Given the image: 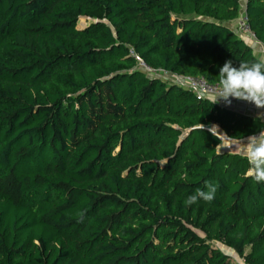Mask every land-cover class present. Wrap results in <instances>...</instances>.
Listing matches in <instances>:
<instances>
[{
	"label": "trees",
	"instance_id": "1",
	"mask_svg": "<svg viewBox=\"0 0 264 264\" xmlns=\"http://www.w3.org/2000/svg\"><path fill=\"white\" fill-rule=\"evenodd\" d=\"M239 11L240 0H0V264H236L210 241L264 264V182L201 130L246 139L264 122L160 75L219 83L226 60L255 62L229 27ZM245 12L264 42V0ZM205 181L214 199L185 205Z\"/></svg>",
	"mask_w": 264,
	"mask_h": 264
},
{
	"label": "clouds",
	"instance_id": "2",
	"mask_svg": "<svg viewBox=\"0 0 264 264\" xmlns=\"http://www.w3.org/2000/svg\"><path fill=\"white\" fill-rule=\"evenodd\" d=\"M219 91L213 92L212 104L223 101L230 105L232 100H241L254 104L257 109H264V56L259 57L255 62H241L238 66H233L231 60H226L219 68ZM259 116L264 117V113ZM205 126L201 124L203 131ZM219 126L213 124L208 130L221 141V137H227L233 141L229 147L238 148L243 158L249 164L247 175L255 182H264V130L248 136L246 139L228 137L218 131ZM221 144V143H220ZM219 144V145H220ZM218 185L211 181L204 182V188H197L184 201L185 205H192L200 200L211 202L214 199ZM206 189V190H205ZM84 213H80L81 219Z\"/></svg>",
	"mask_w": 264,
	"mask_h": 264
},
{
	"label": "built area",
	"instance_id": "3",
	"mask_svg": "<svg viewBox=\"0 0 264 264\" xmlns=\"http://www.w3.org/2000/svg\"><path fill=\"white\" fill-rule=\"evenodd\" d=\"M236 33L239 37L243 38L245 41L249 43H254L258 41L255 33L251 30L249 26V20L246 15V12L241 13L236 20ZM261 54L264 55V44H262L261 47ZM130 55L136 57L132 51H130ZM139 65L141 68H143V70L147 74L150 75L160 74L159 71L152 70L150 67H148L142 62H139ZM160 75H162L165 79L174 82L175 84L190 89L191 91L194 92V94L200 97L214 98L212 93L219 91V87H218L219 83L208 82L202 76L179 77L167 73H161ZM234 101L235 99L232 100L230 105H226L223 101H221L220 104L223 107L232 108ZM261 121L264 122V117H261Z\"/></svg>",
	"mask_w": 264,
	"mask_h": 264
},
{
	"label": "crops",
	"instance_id": "4",
	"mask_svg": "<svg viewBox=\"0 0 264 264\" xmlns=\"http://www.w3.org/2000/svg\"><path fill=\"white\" fill-rule=\"evenodd\" d=\"M245 6H246V0H240V11H239V15L243 12H245ZM238 15V17H239ZM237 17V18H238ZM237 20V19H236ZM236 20L233 21L229 27L236 33ZM237 34V33H236ZM241 38V37H240ZM248 46L251 47V49L253 50L254 54L259 58L261 56H264L261 54V47H262V44H264V42H261V41H257V42H254V43H249L247 41H245L243 38H241ZM211 101L214 99V98H209ZM233 110H235L236 112L238 113H241L243 115H246L248 117H251V118H256V119H260L261 120V116H259L261 113H264V109H257L255 107L254 104H251V103H248V102H245V101H241V100H235L234 101V104H233V107H232ZM238 141H232V140H229V142H227L226 144L227 145H232L233 143H236ZM226 145V146H227ZM231 152H237V153H240L239 149L238 148H232L231 149ZM241 154V153H240Z\"/></svg>",
	"mask_w": 264,
	"mask_h": 264
},
{
	"label": "rangeland",
	"instance_id": "5",
	"mask_svg": "<svg viewBox=\"0 0 264 264\" xmlns=\"http://www.w3.org/2000/svg\"><path fill=\"white\" fill-rule=\"evenodd\" d=\"M92 22L91 18H81L77 24V28H82L87 26L89 23ZM229 142V139L225 138V137H221V145L219 146L218 150L219 151H231V149L229 147H226V143ZM230 146V145H227ZM41 200V195L39 194L38 198H36L35 201H40ZM201 236H203L201 233H199ZM213 247L218 248L220 251H222L224 254H226L229 259L236 263V264H243V261L240 257H238L236 254H234L230 249H228L226 246L220 244V243H213V242H209Z\"/></svg>",
	"mask_w": 264,
	"mask_h": 264
},
{
	"label": "water",
	"instance_id": "6",
	"mask_svg": "<svg viewBox=\"0 0 264 264\" xmlns=\"http://www.w3.org/2000/svg\"><path fill=\"white\" fill-rule=\"evenodd\" d=\"M209 128H211V126H206L205 129L208 130ZM209 131V130H208Z\"/></svg>",
	"mask_w": 264,
	"mask_h": 264
}]
</instances>
